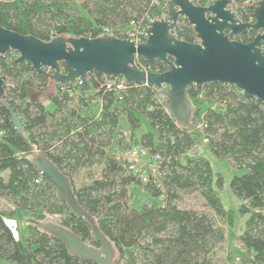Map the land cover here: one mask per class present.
<instances>
[{"label": "trees", "instance_id": "trees-1", "mask_svg": "<svg viewBox=\"0 0 264 264\" xmlns=\"http://www.w3.org/2000/svg\"><path fill=\"white\" fill-rule=\"evenodd\" d=\"M213 1L193 0L201 6ZM258 1L232 0L230 7L242 21H253ZM166 2L0 0V26L43 41L56 35L93 38L102 35L103 27L125 38V28L141 30L165 15ZM172 32L179 39L197 42L186 18L181 17ZM254 34L248 30L235 39L247 43ZM11 53L0 55V73L9 80L0 97V199L28 212L34 222L17 237L0 211L1 264H96L70 254L63 241L40 228L41 220L50 215L49 219L99 246L91 237L89 223L71 212L62 193L31 162L37 154L49 158L68 176L78 202L111 241L115 249L112 264H211L210 253L225 238L215 218L224 219L231 209L221 201L222 176L215 175L209 159L194 149L201 136L214 156L244 169L229 182L242 200L239 211L248 215L238 241L248 252L242 258L244 264H264V102L245 96L233 84L191 83L187 93L196 106L191 120L204 124L199 128L191 121L181 127L165 109L163 87L126 83L117 92L108 89L106 81L118 82L122 76L107 77L94 70L70 95L61 88L68 83H56L51 70L39 74L30 63L16 62L17 56ZM135 63L153 72L168 69L159 59L138 57ZM59 65L66 72L64 64ZM50 80L56 88L48 98L53 109L48 110L29 90L46 88ZM93 101L101 103L99 114H81ZM11 112L21 121V130L15 128ZM122 114L130 136L141 126V116L148 119L150 130L141 134L140 145L163 159L158 182L141 183L127 169L126 161L107 150L115 138L119 147H128L126 133L118 129ZM95 166H102L97 176L91 171ZM81 169L87 170L89 181L75 187L73 177ZM134 185L163 202L134 207L130 191ZM186 189L197 191L212 214L178 207V190ZM9 214L14 216V211Z\"/></svg>", "mask_w": 264, "mask_h": 264}, {"label": "water", "instance_id": "water-1", "mask_svg": "<svg viewBox=\"0 0 264 264\" xmlns=\"http://www.w3.org/2000/svg\"><path fill=\"white\" fill-rule=\"evenodd\" d=\"M232 0H214L206 6L193 0H167V12L153 19L145 28L146 39L135 43L130 38H119L108 33L97 37L56 35L48 41L25 35L0 26V55L13 50L16 62L30 63L39 74L51 70L56 83H75L98 70L108 77L122 76L128 83L167 87L165 109L178 126L187 127L196 106L187 93L193 83L233 84L247 97L264 102V0L253 8V21H242L231 9ZM186 18L192 26L197 42L179 39L172 32L179 19ZM253 31V38L240 42L236 36ZM161 60L168 66L163 72H153L137 66L136 58ZM63 63L66 72H61ZM50 80L48 86H53ZM9 80L0 73V97ZM15 128L22 129L18 116L11 112ZM31 162L46 175L62 193L71 212L84 219L91 227L94 246L51 217L43 220L40 228L66 245L72 255L81 256L96 264H112L115 249L102 233L91 215L77 200L73 187L65 175L49 158L37 154Z\"/></svg>", "mask_w": 264, "mask_h": 264}, {"label": "rangeland", "instance_id": "rangeland-1", "mask_svg": "<svg viewBox=\"0 0 264 264\" xmlns=\"http://www.w3.org/2000/svg\"><path fill=\"white\" fill-rule=\"evenodd\" d=\"M78 3L85 0H76ZM133 27H128L123 30V33H132ZM11 53L9 56H17L18 53L16 51L10 50ZM49 85V84H48ZM56 88V84L54 82L53 86H47L46 88L37 87L30 89L29 93L33 99H39L45 102V106L48 110L53 108V104L50 101H47L49 96L54 93ZM167 89V87H163L162 90ZM86 93L91 94L90 91H86ZM208 104V103H207ZM212 105V104H211ZM215 106V105H212ZM192 121V120H191ZM127 123V120L124 115H120L119 117V126L123 127ZM196 126L198 124V120H193L191 125ZM199 129V128H198ZM150 130L149 121L144 116H141V126L136 129L132 136H130L129 132L126 134V143L129 145H139L140 144V136L142 133ZM196 150L200 153V155L209 159L213 172L215 175L219 174L223 178L222 188L220 190L221 201L226 208L231 209V215H228L222 220H215L222 227L224 231V240L213 248L212 253H210V263L211 264H244L242 258L248 255L246 249L241 246L238 241V235L243 231L244 223L247 214H243L239 211L240 204L242 200L234 195L232 192L229 182L233 175L242 174L244 169H238L233 167L230 162L226 159H220L214 156L204 137L201 136L197 139ZM102 166H95L91 168L92 173L97 176L100 173ZM87 170H80L73 177L75 187L82 185L85 182H88L89 179L85 176ZM2 175L6 176L7 172H1ZM216 177V176H215ZM131 204L134 207L140 208L144 203L156 201L158 203H162L163 201L158 198H153L147 194L145 190L141 186L134 185L131 187ZM178 198L175 200V203L180 208L186 209H195L206 211L207 213H211L210 209L204 205L201 197L199 196L197 191L194 190H178ZM0 211L5 213V218L10 226L15 230V235L17 237H21L26 233V228L29 223H33L30 215L26 211H20L12 207V204L6 202L5 200L0 199ZM14 211V216L9 213ZM46 215L44 218L47 219ZM52 218V217H51ZM43 219V220H44ZM41 220V221H43ZM40 221L37 222V224ZM4 263L3 260H0V264Z\"/></svg>", "mask_w": 264, "mask_h": 264}, {"label": "built area", "instance_id": "built-area-1", "mask_svg": "<svg viewBox=\"0 0 264 264\" xmlns=\"http://www.w3.org/2000/svg\"><path fill=\"white\" fill-rule=\"evenodd\" d=\"M145 28L139 29L134 27L132 29V33H126V37L133 40L135 43L144 41L146 39V33ZM103 33H108L113 35L115 31L108 27H103L102 29ZM105 75V74H104ZM107 76V75H106ZM108 77V76H107ZM125 79L114 82V81H106V86L108 89L113 88L115 91L123 90L125 87V84L128 83L124 81ZM67 83V82H64ZM82 84V78H78L75 83L72 85V83H68L65 85H62L61 88L65 91H67L70 95L74 94V91L72 88L76 85ZM101 104V103H100ZM215 105V104H213ZM214 107V106H213ZM203 122L198 120V124L196 127L201 128L203 126ZM205 141L206 138H204ZM197 147V145L194 147V149ZM121 159L126 161V167L127 169L135 175L143 184L149 183V182H158L159 176L161 174L160 172V166L161 162L163 161L162 157L158 153H150L149 150L146 147L139 145H129L127 148H123L120 155H118Z\"/></svg>", "mask_w": 264, "mask_h": 264}, {"label": "crops", "instance_id": "crops-1", "mask_svg": "<svg viewBox=\"0 0 264 264\" xmlns=\"http://www.w3.org/2000/svg\"><path fill=\"white\" fill-rule=\"evenodd\" d=\"M47 101H50V100L48 99ZM50 102H51V101H50ZM44 103H45V102H44ZM52 109H53V108H52ZM100 111H101V104H100V102H98V101H93L88 107H83V108L81 109V114H83V115H86V114H94V115H96V114H99ZM122 115H124V114H122ZM124 116H125V115H124ZM119 117H120V116H119ZM118 129L123 130V131L127 134L126 131H128V130H127V129H128V124L126 123L125 126L120 127V126H119V119H118ZM139 138H140V137H139ZM139 140H140V139H139ZM206 142H207V141H206ZM107 150L110 151V152H112V153H115V154L118 156V155H120V153H121V151H122L123 149L117 145L116 138H115V139L113 140L111 146H110ZM195 150H196V148H195ZM196 151H198V150H196ZM81 170H82V169H81Z\"/></svg>", "mask_w": 264, "mask_h": 264}]
</instances>
